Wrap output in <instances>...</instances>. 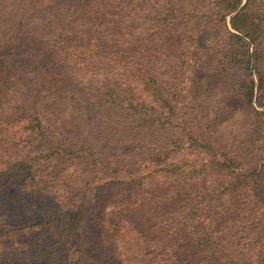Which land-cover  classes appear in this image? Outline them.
<instances>
[{
	"label": "trees",
	"instance_id": "trees-1",
	"mask_svg": "<svg viewBox=\"0 0 264 264\" xmlns=\"http://www.w3.org/2000/svg\"><path fill=\"white\" fill-rule=\"evenodd\" d=\"M179 21L180 58L247 72L256 131L264 0H0V264H264V153L217 145L210 83L192 66L177 105L152 62Z\"/></svg>",
	"mask_w": 264,
	"mask_h": 264
},
{
	"label": "rangeland",
	"instance_id": "rangeland-1",
	"mask_svg": "<svg viewBox=\"0 0 264 264\" xmlns=\"http://www.w3.org/2000/svg\"><path fill=\"white\" fill-rule=\"evenodd\" d=\"M108 1L111 3L112 0ZM112 5H115V3H112ZM139 6L140 4H135L130 6V9H137ZM107 10H111V8L108 7ZM104 17L109 19L105 14ZM104 20V18H101L95 23V25H98L101 30L105 27L103 26L105 23ZM182 21H179L178 25L176 24L170 26L167 33H164V36L160 40H158L156 51L154 52V58L152 60L156 67L158 77L162 81H165V79H167L174 84H178L180 82V84L176 86L175 89L177 91L176 96L178 98L176 104L180 105L181 100L179 99H181L182 96L188 97V85L186 83V78L192 75L190 71L192 70V66H194L193 69L197 72V74H195L194 76H201L203 81L210 83L209 89H195V85H193V93L196 95L198 104L205 107L208 110L210 116H212V114L218 109V123L222 122L224 119L229 118L228 121L224 120L223 124L219 125V134L216 135V140H214V142H216V144L219 146L226 147L229 153H264V89L257 91V89L255 88L254 106L258 111L259 122L257 130L250 132L252 124H250V121L246 120L244 112L240 113L241 117L239 119H236L237 115L234 119H232V117L235 115L234 111L240 107V100L237 96L236 91L233 90V84L235 83V79H238V81H240L244 77H246L247 72L237 67L233 69L232 75L226 74L225 71H222L221 76L213 75L209 79L208 76L213 73V67L211 65L209 66V64L212 63V59L210 57H191L190 54L185 58H180L177 53L175 38L176 36H178L177 32L183 29L181 28V26H183ZM198 38L199 37H194L193 43H196L198 45ZM219 41H222V38L219 39ZM254 48L255 46L253 44H249V52H252ZM263 62L264 58L263 61L259 63L260 70H263L264 68ZM223 74H225L228 78L229 90L226 89L223 85V81L221 79L223 78ZM253 75L255 81L257 82L258 80L256 71H254ZM180 76H183V78L179 81V79H176V77ZM213 78H215V80L214 82H211V79ZM180 90L181 94H179ZM222 110L225 111L223 114L221 112ZM199 116L200 114L197 115L198 118ZM201 120H204V118H202ZM228 131L231 133V135L234 136L233 138L229 139L227 137ZM151 218L152 217L149 215H144L141 218V222L143 223L147 231L153 226L152 222H148L151 220Z\"/></svg>",
	"mask_w": 264,
	"mask_h": 264
}]
</instances>
